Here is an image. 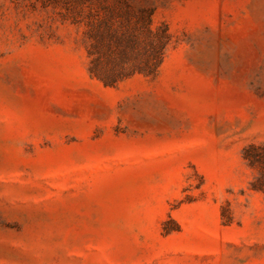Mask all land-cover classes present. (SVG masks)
Here are the masks:
<instances>
[{"label": "rangeland", "instance_id": "obj_1", "mask_svg": "<svg viewBox=\"0 0 264 264\" xmlns=\"http://www.w3.org/2000/svg\"><path fill=\"white\" fill-rule=\"evenodd\" d=\"M0 264H264V0H0Z\"/></svg>", "mask_w": 264, "mask_h": 264}, {"label": "trees", "instance_id": "obj_2", "mask_svg": "<svg viewBox=\"0 0 264 264\" xmlns=\"http://www.w3.org/2000/svg\"><path fill=\"white\" fill-rule=\"evenodd\" d=\"M246 157H247V158L250 160V162H251V163H253V162H254V161H253V160H251L250 158H251V157H252V158H255V157H253V156H251V155H249V154H248Z\"/></svg>", "mask_w": 264, "mask_h": 264}]
</instances>
